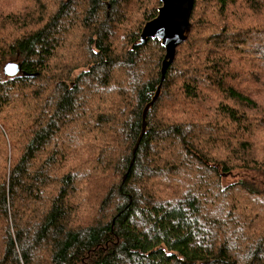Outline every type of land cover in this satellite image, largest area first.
<instances>
[{
    "label": "trees",
    "instance_id": "trees-1",
    "mask_svg": "<svg viewBox=\"0 0 264 264\" xmlns=\"http://www.w3.org/2000/svg\"><path fill=\"white\" fill-rule=\"evenodd\" d=\"M161 6L0 0V264H264V0H195L137 145Z\"/></svg>",
    "mask_w": 264,
    "mask_h": 264
},
{
    "label": "water",
    "instance_id": "water-1",
    "mask_svg": "<svg viewBox=\"0 0 264 264\" xmlns=\"http://www.w3.org/2000/svg\"><path fill=\"white\" fill-rule=\"evenodd\" d=\"M161 2L162 6L158 9V15L156 18L146 23L136 44L144 45L149 40H154L160 42L166 51L161 70V83L155 97L144 109L142 115V130L137 145L147 133V116L161 96L166 73L176 58L177 48L187 41L193 28L191 17L195 0H161ZM20 73L21 69L17 63L7 64L4 68V74L7 77H15ZM137 145L133 151L134 157Z\"/></svg>",
    "mask_w": 264,
    "mask_h": 264
},
{
    "label": "rangeland",
    "instance_id": "rangeland-1",
    "mask_svg": "<svg viewBox=\"0 0 264 264\" xmlns=\"http://www.w3.org/2000/svg\"><path fill=\"white\" fill-rule=\"evenodd\" d=\"M240 8H241V10L239 11V12H242V13H245V9L242 7V5L240 6ZM158 15V14H157ZM254 18H255V20L257 21V22H263L264 20H262V19H264V17H262V16H253ZM243 22H245V20L244 19H239V23H243ZM246 23H248V21H246ZM250 57H252V56H250ZM243 59V58H242ZM257 63V62H256ZM255 63V64H256ZM264 67V66H263ZM165 82V81H164ZM256 89H257V91L259 90V91H261L262 90V86H260V87H256ZM259 91H258V93H259ZM163 96H162V91H161V96L159 97V99H158V101L155 103V104H157V103H159L160 102V100H161V98H162ZM172 99H174V98H172ZM171 102V101H170ZM158 107H160V105H158ZM177 107V105L176 104H174V108H176ZM151 110H153V107H152V109ZM151 110H150V112H151ZM149 112V113H150ZM166 112V111H165ZM161 112H159V114H160ZM162 113H164V112H162ZM158 114V116H157V120H164V119H166V120H164V122L166 123V124H168L169 123V125H172V124H175V125H184V123H188L189 121H184V120H187V118L186 117H176L175 118V120H169V119H167L166 117H165V115L167 114H162V115H159ZM149 115V114H148ZM148 117V116H147ZM149 132V128H148V126H147V133ZM146 133V134H147ZM161 147H162V145H161ZM2 157H0V161H2ZM0 167H1V164H0ZM239 171H240V175H239ZM243 177H247L248 178V181L249 182H251V183H254V185L255 186H257V187H260L261 186V184L263 185L264 184V176L263 175H260V174H257L256 172H254L253 170H240V169H236L232 174H223L222 175V185L224 186V187H229V186H232V185H234L235 183H237V181H240ZM252 178V179H251ZM263 180V181H262ZM260 185V186H259ZM241 194H243L242 196L244 197V193H237V195H241ZM248 202L247 201H245L244 202V204H247ZM253 211H257L258 210V208H254V209H252Z\"/></svg>",
    "mask_w": 264,
    "mask_h": 264
}]
</instances>
